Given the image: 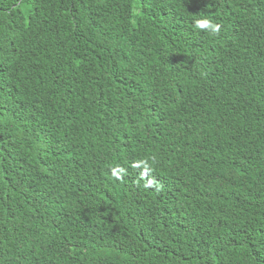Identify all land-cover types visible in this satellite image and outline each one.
Returning a JSON list of instances; mask_svg holds the SVG:
<instances>
[{
  "label": "trees",
  "instance_id": "obj_1",
  "mask_svg": "<svg viewBox=\"0 0 264 264\" xmlns=\"http://www.w3.org/2000/svg\"><path fill=\"white\" fill-rule=\"evenodd\" d=\"M0 264H264V0H0Z\"/></svg>",
  "mask_w": 264,
  "mask_h": 264
},
{
  "label": "clouds",
  "instance_id": "obj_2",
  "mask_svg": "<svg viewBox=\"0 0 264 264\" xmlns=\"http://www.w3.org/2000/svg\"><path fill=\"white\" fill-rule=\"evenodd\" d=\"M195 27L200 31L210 32L214 36H219L221 32V26L218 24H213L209 20H199L196 22ZM134 169H142L139 180L145 181L144 188L154 189L156 192L163 191V186L158 183L154 178H150L152 169L147 160L136 162L132 165ZM127 175V172L123 168H116L112 171V176L115 180L123 181L124 176ZM138 183V181H137Z\"/></svg>",
  "mask_w": 264,
  "mask_h": 264
}]
</instances>
